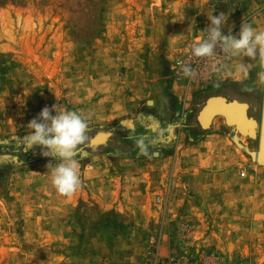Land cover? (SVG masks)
<instances>
[{"label":"rangeland","instance_id":"rangeland-1","mask_svg":"<svg viewBox=\"0 0 264 264\" xmlns=\"http://www.w3.org/2000/svg\"><path fill=\"white\" fill-rule=\"evenodd\" d=\"M220 13L225 35L242 23L264 31V0H0V138L26 133L46 106L78 112L88 123L79 174L103 153L95 162L121 199L66 202L50 157L2 163L0 264H264L257 140L223 116L209 129L198 120L222 92L259 120L258 61L231 56L217 81L189 91L173 70ZM101 130L113 131L107 145L82 148Z\"/></svg>","mask_w":264,"mask_h":264},{"label":"clouds","instance_id":"clouds-1","mask_svg":"<svg viewBox=\"0 0 264 264\" xmlns=\"http://www.w3.org/2000/svg\"><path fill=\"white\" fill-rule=\"evenodd\" d=\"M207 19L209 24L204 29L206 38L193 45V56L212 57L219 49L232 57L256 60L261 68L258 78L264 82V31L257 32L250 25L242 23L237 34L229 31L225 35L222 31L226 23L224 13L210 15ZM237 72L247 77L249 65L240 62ZM184 74L191 76L194 73L190 67H185ZM27 129L28 134L24 137L27 148L40 146L42 156L59 161L46 165L50 170L54 189L62 196H73L82 188L80 164L76 156L79 146L87 140V118L76 111L62 109L58 104H53L51 108L44 107L39 115L27 124Z\"/></svg>","mask_w":264,"mask_h":264},{"label":"water","instance_id":"water-1","mask_svg":"<svg viewBox=\"0 0 264 264\" xmlns=\"http://www.w3.org/2000/svg\"><path fill=\"white\" fill-rule=\"evenodd\" d=\"M248 107L247 103L240 102L228 93L222 92L207 98L199 112L198 120L202 128L209 129L213 127V119L216 116H223L226 123L234 126L241 135L257 140L260 155L264 150V95H262L259 120L247 114ZM111 136L112 131H98L89 138L85 146L95 149L100 145H106Z\"/></svg>","mask_w":264,"mask_h":264},{"label":"built area","instance_id":"built-area-1","mask_svg":"<svg viewBox=\"0 0 264 264\" xmlns=\"http://www.w3.org/2000/svg\"><path fill=\"white\" fill-rule=\"evenodd\" d=\"M197 43L199 42H192L186 44L181 54H179L175 58L173 63V70L178 76V78H187V81L189 82L187 87L188 91L191 89L190 87L193 86L192 83H196L201 86L206 85L208 83L210 84L213 81H217L214 79H218L217 77H219L220 75V70H222L226 66L231 57L229 55L224 54L218 49L216 55H213L212 57L197 58L192 54L193 45ZM185 67H190L194 74L191 76H186L184 74ZM241 174H244V172H242ZM157 198L158 201H161L160 196H158ZM144 264L152 263L145 261Z\"/></svg>","mask_w":264,"mask_h":264},{"label":"crops","instance_id":"crops-1","mask_svg":"<svg viewBox=\"0 0 264 264\" xmlns=\"http://www.w3.org/2000/svg\"><path fill=\"white\" fill-rule=\"evenodd\" d=\"M101 154L103 153L90 156L89 161L85 163V167H83L80 172L82 188L71 197L63 196L66 202L80 198L94 200L101 207H107L108 205L113 207L114 205L117 206L118 204H121V199L117 198L114 200L112 194L110 193L113 185L112 180L115 181L113 178L116 177V175L109 174L104 165L100 162H95L96 157H100ZM158 196L160 195L158 194L157 197ZM117 201H119L118 204L115 203Z\"/></svg>","mask_w":264,"mask_h":264},{"label":"trees","instance_id":"trees-1","mask_svg":"<svg viewBox=\"0 0 264 264\" xmlns=\"http://www.w3.org/2000/svg\"><path fill=\"white\" fill-rule=\"evenodd\" d=\"M137 123H133L134 127H129L130 130H141L142 126H137ZM28 133L10 134L8 136L0 138V169L2 163H9L11 166L19 165L21 163H27L36 159H44L41 155V147L35 146L28 149L24 137ZM90 150V148H86Z\"/></svg>","mask_w":264,"mask_h":264},{"label":"bare ground","instance_id":"bare-ground-1","mask_svg":"<svg viewBox=\"0 0 264 264\" xmlns=\"http://www.w3.org/2000/svg\"><path fill=\"white\" fill-rule=\"evenodd\" d=\"M150 102H151V100H150ZM155 154H158V152H156ZM254 156H255L256 161L264 164V150H262L260 155H259L258 146H257V150H256Z\"/></svg>","mask_w":264,"mask_h":264},{"label":"flooded vegetation","instance_id":"flooded-vegetation-1","mask_svg":"<svg viewBox=\"0 0 264 264\" xmlns=\"http://www.w3.org/2000/svg\"><path fill=\"white\" fill-rule=\"evenodd\" d=\"M229 95L232 97V95H231L230 93H229ZM112 135H113V131H112ZM126 139H127V140H130L131 138H126ZM108 143H109V140H108ZM108 143H107V144H108ZM85 145H86V144H85ZM85 145L82 146V148H88V147H86Z\"/></svg>","mask_w":264,"mask_h":264}]
</instances>
